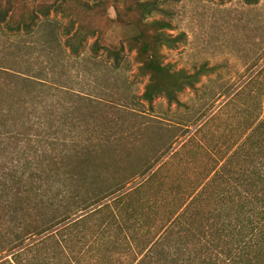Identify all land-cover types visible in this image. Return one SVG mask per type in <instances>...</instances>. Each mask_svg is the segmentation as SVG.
I'll use <instances>...</instances> for the list:
<instances>
[{
	"label": "trees",
	"instance_id": "16d2710c",
	"mask_svg": "<svg viewBox=\"0 0 264 264\" xmlns=\"http://www.w3.org/2000/svg\"><path fill=\"white\" fill-rule=\"evenodd\" d=\"M158 8L152 0H0V24L32 34L39 16L58 12L70 20L72 53L90 37L92 52L114 61L132 51L147 77L142 98L173 102L201 73L162 63L172 39L168 21L151 20ZM112 27L133 34L108 43ZM37 74L0 68V264H264V119L253 118L228 145L212 136L200 143L199 169L180 154L183 145L159 163H133L134 132L117 141L96 124L106 112L101 100L94 105ZM96 108L92 126L77 130ZM175 158L195 170L191 180H182Z\"/></svg>",
	"mask_w": 264,
	"mask_h": 264
},
{
	"label": "rangeland",
	"instance_id": "374dc122",
	"mask_svg": "<svg viewBox=\"0 0 264 264\" xmlns=\"http://www.w3.org/2000/svg\"><path fill=\"white\" fill-rule=\"evenodd\" d=\"M152 1L159 8L151 20L170 23L165 32L172 40L161 49L162 63L172 71L201 73L193 87L177 93L176 101L163 95L151 102L142 98L147 77L140 73L132 51L124 49L119 61H114L104 51L93 53L95 38L90 37L72 53L66 46L70 20L58 12L39 16L32 34L14 35L0 24V68L31 75L37 72L42 81L84 95L94 105L101 100L106 112L102 125L96 124L100 131L109 129L117 141L134 132L127 139L128 143L137 141L131 147L133 163L136 156L150 162L159 158V163L183 145L180 154L194 158L199 169L200 143L209 146L212 136L228 145L232 134L244 130L253 118L264 119V0L252 4L247 0ZM109 15L114 16L112 9ZM131 34L132 29L112 27L105 41L117 43ZM243 86L238 99L235 93ZM98 108L91 115L86 110L77 130H86L88 123L92 126ZM80 111L76 115L81 116ZM203 122L205 128L200 132ZM168 147L170 151L161 155ZM173 163L182 180L193 178L195 170L189 164L176 158ZM4 228L1 224L0 231Z\"/></svg>",
	"mask_w": 264,
	"mask_h": 264
}]
</instances>
